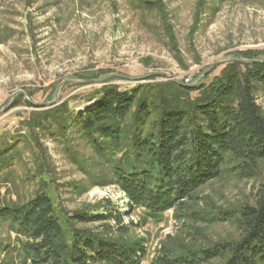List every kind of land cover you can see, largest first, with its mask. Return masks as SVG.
I'll return each instance as SVG.
<instances>
[{"label":"rangeland","instance_id":"rangeland-1","mask_svg":"<svg viewBox=\"0 0 264 264\" xmlns=\"http://www.w3.org/2000/svg\"><path fill=\"white\" fill-rule=\"evenodd\" d=\"M163 4L162 17L157 10L136 8L130 0H0V135H27L28 124L34 126L33 116L63 102L73 111L91 106L87 98L104 83L121 90L166 81L207 84L229 62H220L203 74L211 64L231 56L246 58L244 53L249 52L264 55V0H163ZM148 72H163L171 78L142 77ZM110 73L132 78L64 82ZM18 91L44 104L33 105L23 97L11 107L22 95L18 94L5 105ZM255 98L264 114V90L258 88ZM34 132L44 152L49 183L67 213L109 210L117 216L76 226L101 233L108 226L115 230L126 226L129 237L143 240L140 264H151L162 245L204 247L238 238L240 229L234 222L193 221L181 217V212L175 217L173 209L157 219L144 218L140 208L128 206L124 193L108 183L109 168L84 140L70 130L66 144L36 127ZM24 155L30 163L27 150ZM24 166L14 167L17 176L25 172ZM28 166L32 173L33 166ZM262 182L264 166L251 179L224 174L197 191L199 198L196 205L190 203V209L254 204ZM32 185L19 182L14 188L1 178L0 203L15 199L16 194L26 197L33 192ZM15 244L14 234L0 223V264H19Z\"/></svg>","mask_w":264,"mask_h":264},{"label":"trees","instance_id":"trees-1","mask_svg":"<svg viewBox=\"0 0 264 264\" xmlns=\"http://www.w3.org/2000/svg\"><path fill=\"white\" fill-rule=\"evenodd\" d=\"M130 2L162 17L165 13L163 0ZM258 88L264 90V60L229 62L210 82L195 86L166 81L121 90L104 83L87 98L91 106L73 111L63 102L33 116L28 136L0 135V179L14 188L19 182L34 187L26 197L16 194L0 203V223L14 234L19 264H140L145 253L143 240L129 237L124 225L116 230L108 226L102 233L76 226L117 216L106 206L104 213H67L49 183L35 127L64 144L70 139L68 130L84 140L109 168L108 183L146 219L173 209L175 217L181 212L193 221L234 222L240 229L237 239L204 247L162 245L151 264H264V182L254 204L190 209L208 182L224 174L251 179L263 168L264 114L255 98ZM22 98L18 95L11 107ZM24 165L25 172L17 176L14 167Z\"/></svg>","mask_w":264,"mask_h":264},{"label":"water","instance_id":"water-1","mask_svg":"<svg viewBox=\"0 0 264 264\" xmlns=\"http://www.w3.org/2000/svg\"><path fill=\"white\" fill-rule=\"evenodd\" d=\"M263 60H264V55L261 56V57H259V58H256V59H247V58H242V57L231 56V57L227 58L226 60L218 61V62H215V63L211 64L210 66H208V67L203 71V74H204L205 72H207L210 68L214 67L215 65H217V64L220 63V62H234V61H236V62H240V63H254V62H261V61H263ZM151 75L165 76V77H167V78H169V79L171 78V76H169L168 74L163 73V72H148V73H146L145 75H143L142 77L151 76ZM109 77L132 78V77H129V76H126V75H123V74L110 73V74H106V75H103V76H101V77H99V78H97V79H92V80H65L64 82H91V81H100V80H103V79H106V78H109ZM172 80L177 81L176 79H173V78H172ZM64 82L60 83V84L56 87V89H55V91H54V93H53V95H52V99H51L50 101H53L54 97L56 96L57 91H58L59 88L63 85ZM18 94H22L23 97H24V99H25L28 103H30V104H33V105H43V104H44V103L35 102V101L31 100L30 98H28V97L25 95L24 92H22V91H18V92H15V93L11 96V98L8 100V102H7L5 105H7V104H8L12 99H14V97H16Z\"/></svg>","mask_w":264,"mask_h":264},{"label":"built area","instance_id":"built-area-1","mask_svg":"<svg viewBox=\"0 0 264 264\" xmlns=\"http://www.w3.org/2000/svg\"><path fill=\"white\" fill-rule=\"evenodd\" d=\"M187 80V79H186Z\"/></svg>","mask_w":264,"mask_h":264}]
</instances>
